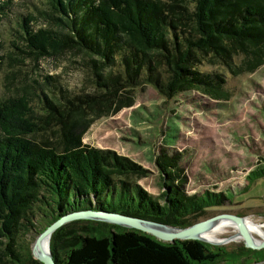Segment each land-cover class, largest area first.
<instances>
[{
    "label": "trees",
    "instance_id": "16d2710c",
    "mask_svg": "<svg viewBox=\"0 0 264 264\" xmlns=\"http://www.w3.org/2000/svg\"><path fill=\"white\" fill-rule=\"evenodd\" d=\"M10 4L0 3V21ZM49 4L57 15L46 16L63 30H35L34 15L25 16L21 38L27 51L17 49L36 59L68 50L83 55L95 92L44 97L41 110L29 94L0 100V264H43L32 254L35 239L69 213H119L187 228L225 207L232 189L223 179L228 172L213 161L194 177L202 191L190 194L184 155L160 151L155 164L163 192L154 196L139 184L151 171L115 151L87 145L84 137L92 118L107 115L123 93L132 96L142 86L186 110L188 105L203 110L204 97L230 100L226 73L238 77L264 65V0ZM207 178L221 180L218 191L207 190ZM260 178L264 167L254 166L242 190ZM50 248L56 264H218L223 258L222 249L203 241L164 243L97 220L64 225L52 235Z\"/></svg>",
    "mask_w": 264,
    "mask_h": 264
},
{
    "label": "rangeland",
    "instance_id": "374dc122",
    "mask_svg": "<svg viewBox=\"0 0 264 264\" xmlns=\"http://www.w3.org/2000/svg\"><path fill=\"white\" fill-rule=\"evenodd\" d=\"M49 1L11 0L6 18L0 21V100L29 94L33 105L41 110V98L50 100L62 98L65 93L74 96L95 92L83 55L68 50L36 59L17 49L27 51L21 38L25 16L34 15L31 27L35 30H63L46 16L57 15ZM226 74L231 99L204 97L203 110L190 105L187 110L181 109L185 104L167 100L152 86L139 87L132 96L123 93L124 98L117 99L107 115L89 117L92 119L84 143L115 151L151 171L139 184L154 196L163 192L155 164L160 151L184 155L181 165L190 194L202 191L196 189L194 177L205 162L213 161L218 169L228 172L223 179L232 189L227 192L230 202L208 213L209 218L224 213L243 217L259 230L252 237L261 243L264 241V178L257 179L249 191L242 189L248 187V174L253 167H264V65L254 73L238 77ZM187 95L195 96V93ZM205 181L207 190L218 191L215 189L219 188L220 179ZM235 235L236 230L227 226L214 235L221 243H208L222 249L223 258L218 264H264V248L249 249L239 238L233 239Z\"/></svg>",
    "mask_w": 264,
    "mask_h": 264
},
{
    "label": "water",
    "instance_id": "95a60500",
    "mask_svg": "<svg viewBox=\"0 0 264 264\" xmlns=\"http://www.w3.org/2000/svg\"><path fill=\"white\" fill-rule=\"evenodd\" d=\"M222 219L232 220L238 225L242 236V241L244 242L247 248L253 250H259V249L261 250L262 248H264V241L261 243H255L251 238V236L249 235V233L245 228L244 218L234 214L224 213L203 220L201 222H198L187 228H177L149 220H144L137 217L119 214V213L85 210V211H78L64 215L63 217L59 218L56 222L51 224L49 227H47L45 231L39 234V236L35 239V242L32 245V254L34 259L38 260L43 264H56L55 261L53 260V256L50 248L51 237L59 228L63 227L68 223L78 220L103 221L127 229H133L143 232L145 234L155 237L157 240L164 243L174 244L176 243L177 240L203 241L197 237L198 233L209 224H212L215 221ZM45 240H47V244H48V253L43 248V243L45 242Z\"/></svg>",
    "mask_w": 264,
    "mask_h": 264
},
{
    "label": "bare ground",
    "instance_id": "6f19581e",
    "mask_svg": "<svg viewBox=\"0 0 264 264\" xmlns=\"http://www.w3.org/2000/svg\"><path fill=\"white\" fill-rule=\"evenodd\" d=\"M244 225H245V228H246L247 232L249 233V235L253 239V241L255 243H260V242L256 241L255 238L252 237L253 233L254 232H259V230L257 228H255L254 226L249 225L245 221H244ZM227 226L233 227L236 230V232H237V235H235L233 239L238 240V238H239L240 240H242V236H241L240 229H239L238 225L235 222H233L232 220H227V219L218 220V221H215L212 224H209L208 226H206L203 230H201L198 233L197 237L199 239L203 240V241L208 242V243H217V244H219V243H221V241L219 239H215L214 235L221 228H224V227H227ZM43 248L48 253L47 240H45V242L43 243Z\"/></svg>",
    "mask_w": 264,
    "mask_h": 264
},
{
    "label": "crops",
    "instance_id": "0c3cea01",
    "mask_svg": "<svg viewBox=\"0 0 264 264\" xmlns=\"http://www.w3.org/2000/svg\"><path fill=\"white\" fill-rule=\"evenodd\" d=\"M178 119V118H177ZM180 121V123H182V121L181 120H179Z\"/></svg>",
    "mask_w": 264,
    "mask_h": 264
}]
</instances>
